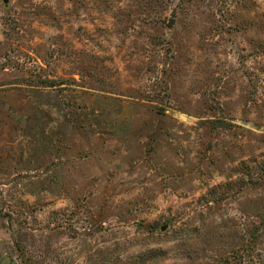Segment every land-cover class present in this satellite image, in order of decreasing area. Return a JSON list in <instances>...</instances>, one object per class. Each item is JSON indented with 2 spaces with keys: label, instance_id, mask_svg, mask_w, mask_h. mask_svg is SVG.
I'll return each instance as SVG.
<instances>
[{
  "label": "rangeland",
  "instance_id": "374dc122",
  "mask_svg": "<svg viewBox=\"0 0 264 264\" xmlns=\"http://www.w3.org/2000/svg\"><path fill=\"white\" fill-rule=\"evenodd\" d=\"M0 264H264V0H0Z\"/></svg>",
  "mask_w": 264,
  "mask_h": 264
},
{
  "label": "water",
  "instance_id": "95a60500",
  "mask_svg": "<svg viewBox=\"0 0 264 264\" xmlns=\"http://www.w3.org/2000/svg\"><path fill=\"white\" fill-rule=\"evenodd\" d=\"M5 1L8 2L9 0H5ZM165 228H166V226L163 227V229H165Z\"/></svg>",
  "mask_w": 264,
  "mask_h": 264
}]
</instances>
